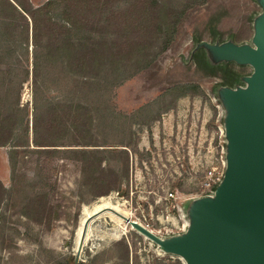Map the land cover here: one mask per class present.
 Returning a JSON list of instances; mask_svg holds the SVG:
<instances>
[{
  "label": "rangeland",
  "instance_id": "obj_1",
  "mask_svg": "<svg viewBox=\"0 0 264 264\" xmlns=\"http://www.w3.org/2000/svg\"><path fill=\"white\" fill-rule=\"evenodd\" d=\"M30 1L34 7L46 2ZM188 1L175 0L180 6ZM263 17L261 0H196L181 16L172 42L149 65L119 85L103 83L98 93V82L83 83L45 56L39 58L43 75L34 82L36 47L17 31L9 45L0 47V141L12 128L8 144L0 145V264H192L129 223L119 227L110 216L93 219L100 229L79 250L82 209L110 197L133 221L169 241L193 231L199 204L215 199L227 171L236 108L227 92L246 88L254 71L251 63L222 50L255 46ZM176 83H198L205 95L171 103L164 92ZM77 103L97 116L85 131L54 120L69 118ZM10 113L11 122L5 118ZM35 135L59 144L38 146ZM76 140L106 143L97 145L101 148L131 142L128 175L123 154L113 157L109 151L118 149L103 152L104 166L111 164L119 173L120 188L101 193L86 183L83 161L70 148L96 146Z\"/></svg>",
  "mask_w": 264,
  "mask_h": 264
},
{
  "label": "trees",
  "instance_id": "obj_2",
  "mask_svg": "<svg viewBox=\"0 0 264 264\" xmlns=\"http://www.w3.org/2000/svg\"><path fill=\"white\" fill-rule=\"evenodd\" d=\"M195 3L196 0H191L180 6L175 0H46L34 7L30 0H0V47L9 45L17 31H22L24 40L29 42L32 38L36 47L34 82L43 75L39 58L45 56L47 61L54 59L67 67L70 74L81 78L83 83L98 82L99 85L94 87L98 93L103 83L119 85L149 65L172 42L181 16ZM28 76L27 69L24 78ZM195 94L205 95L198 83H176L164 92V96L170 95V102L175 104L180 97ZM92 110L77 103L75 109L67 112L69 118L62 121L55 117L54 120L60 125L70 121L76 131H85L97 118ZM12 115H5L7 121H12ZM6 133L10 136L12 128ZM8 135L0 145L8 144L11 139ZM33 141L38 146L59 144L49 138L41 140L37 135ZM76 141L96 146L70 148L75 157L83 161L86 183L99 187L101 193H107L112 187L120 188L119 173L111 164L104 166L108 157L103 152L104 149H118L109 151H113V157L123 154L124 174L128 175L131 142L117 143L125 145L123 148H101L97 145L106 143ZM3 188L0 182V190ZM124 246L128 260L129 248L127 244Z\"/></svg>",
  "mask_w": 264,
  "mask_h": 264
},
{
  "label": "water",
  "instance_id": "obj_3",
  "mask_svg": "<svg viewBox=\"0 0 264 264\" xmlns=\"http://www.w3.org/2000/svg\"><path fill=\"white\" fill-rule=\"evenodd\" d=\"M255 40V46L222 50L251 63L254 71L246 88L227 92L236 108L229 124L227 171L215 199L199 204L195 227L182 239L164 241L133 222L192 264H264V18Z\"/></svg>",
  "mask_w": 264,
  "mask_h": 264
},
{
  "label": "bare ground",
  "instance_id": "obj_4",
  "mask_svg": "<svg viewBox=\"0 0 264 264\" xmlns=\"http://www.w3.org/2000/svg\"><path fill=\"white\" fill-rule=\"evenodd\" d=\"M105 216H110L113 218L114 221H116L120 227V225H127L129 223L131 227L147 238L155 241L160 246H162L163 249L170 251L171 249L162 245L160 242L155 240L150 235L146 234L144 231H142L140 228H138L136 225L133 224V222H137V224H141V226L145 227L147 230L158 236L164 241H167L166 238L163 236H160L153 232L151 229H149L147 226L143 225L139 221H133L130 217V213L121 208L120 203L114 204L110 197H100L96 202L90 204V205H84L82 209L81 219L80 223L76 232V248L81 250L84 244L87 240H89L96 232H98V229H100V226L96 223L97 219H100ZM128 217V218H127ZM96 219V220H93ZM119 227L115 229V231H119ZM114 233V232H113ZM115 237H118L119 234H115ZM165 253V252H164ZM182 258V257H181ZM188 261V260H187Z\"/></svg>",
  "mask_w": 264,
  "mask_h": 264
}]
</instances>
